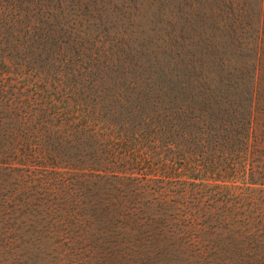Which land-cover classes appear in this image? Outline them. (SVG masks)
<instances>
[{"label":"rangeland","instance_id":"obj_1","mask_svg":"<svg viewBox=\"0 0 264 264\" xmlns=\"http://www.w3.org/2000/svg\"><path fill=\"white\" fill-rule=\"evenodd\" d=\"M0 57V264H264L262 189L192 226L129 182L81 188L91 181L60 167L54 117L29 99L110 68L160 87L195 80L194 66L224 84L264 66V0H0Z\"/></svg>","mask_w":264,"mask_h":264},{"label":"trees","instance_id":"obj_2","mask_svg":"<svg viewBox=\"0 0 264 264\" xmlns=\"http://www.w3.org/2000/svg\"><path fill=\"white\" fill-rule=\"evenodd\" d=\"M114 71L51 90L37 86L29 98L37 111L55 119L50 125L59 130L62 169L79 171L86 182L93 177L129 182L162 202L170 197V207L192 226L258 201L255 190L264 191V100L254 93L259 95L255 79L264 66L227 71L233 80L226 76L217 85L198 80L204 71L192 66L185 71L195 80L160 87L124 82L118 71L111 76ZM245 77L250 87L243 84ZM4 88L0 85V105ZM85 184L80 187H98Z\"/></svg>","mask_w":264,"mask_h":264}]
</instances>
